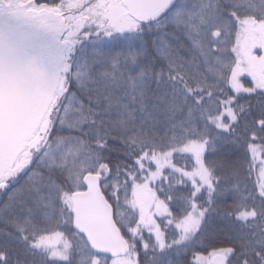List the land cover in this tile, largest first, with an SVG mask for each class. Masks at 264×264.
I'll list each match as a JSON object with an SVG mask.
<instances>
[{"label": "snow or ice", "instance_id": "snow-or-ice-1", "mask_svg": "<svg viewBox=\"0 0 264 264\" xmlns=\"http://www.w3.org/2000/svg\"><path fill=\"white\" fill-rule=\"evenodd\" d=\"M0 264H264V0H0Z\"/></svg>", "mask_w": 264, "mask_h": 264}]
</instances>
